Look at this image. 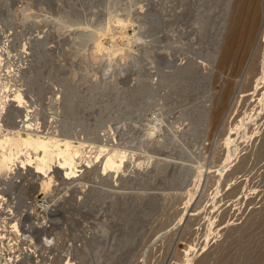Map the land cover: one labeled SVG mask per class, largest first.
<instances>
[{"label":"rangeland","instance_id":"rangeland-1","mask_svg":"<svg viewBox=\"0 0 264 264\" xmlns=\"http://www.w3.org/2000/svg\"><path fill=\"white\" fill-rule=\"evenodd\" d=\"M231 1L0 0V135L15 158L17 131L37 137L34 160L82 148L52 164L49 194L34 160L14 183L0 170V264H264V1L242 68L194 66L232 31ZM117 17L140 42L111 56ZM230 78L223 113L206 114ZM42 197L45 225L25 215L15 231Z\"/></svg>","mask_w":264,"mask_h":264},{"label":"bare ground","instance_id":"bare-ground-1","mask_svg":"<svg viewBox=\"0 0 264 264\" xmlns=\"http://www.w3.org/2000/svg\"><path fill=\"white\" fill-rule=\"evenodd\" d=\"M114 1V0H113ZM264 1V0H232V4H234L235 2H240V6L237 5L238 9L236 8L234 13H233V19L234 22H231V29L229 35H226L227 38H225L224 40H220L218 47L216 48V54L214 55V58L212 60V62H208L206 63H194V66L200 68V72L202 75L207 76L209 78V80L211 79L212 75V68L216 65L221 69H225L228 67H231L232 65H236V67H240L242 68L244 63H245V59L249 56V52L252 48V45L254 43V39L256 36V30L259 26V6L260 3ZM218 2V1H217ZM222 2V1H221ZM226 2V1H225ZM216 3V2H215ZM227 3V2H226ZM235 3V4H237ZM224 4V3H223ZM231 4V7H232ZM217 5V4H216ZM106 7V6H105ZM223 9V8H222ZM224 10V9H223ZM220 11L221 8H220ZM263 15V14H262ZM109 17V16H108ZM118 18V17H117ZM262 18V17H261ZM260 18V20H261ZM113 20V19H112ZM262 22V21H261ZM238 27V31H236V28ZM260 27V26H259ZM128 29H129V25L128 23H124V21L120 20L119 18L116 20V24L114 26V29L111 30L112 33H106L104 35V40L102 43H100L99 48L100 50H109L111 56L114 55L118 50H119V46L120 45H114L116 44L115 41H117L118 39H120L123 43H122V47L120 48H124V52L126 54H128L132 49L133 46L136 42H140V38L138 37V35H134V36H130L128 34ZM107 31V30H106ZM258 33V32H257ZM215 36V35H214ZM244 37V38H243ZM99 38V37H98ZM142 39V38H141ZM241 39V40H240ZM115 40V41H114ZM222 41L224 43H222ZM257 42V40H256ZM106 44V46H105ZM107 44H113L110 47H107ZM205 44V43H204ZM255 45V44H254ZM109 46V45H108ZM185 49V48H184ZM210 49V48H209ZM106 50L104 52H106ZM183 50V49H182ZM119 53V52H118ZM109 55V53H107ZM97 55V54H96ZM100 55V54H99ZM106 55V53H105ZM98 57V56H97ZM104 57V56H103ZM102 57V58H103ZM115 57V56H114ZM105 58V57H104ZM107 59V58H106ZM110 59V58H108ZM113 59V58H112ZM111 59V60H112ZM191 59V58H190ZM115 60V58H114ZM195 62V61H194ZM202 62V61H201ZM184 65V64H183ZM183 65H179L180 67H178V69H182L181 67ZM192 65V64H191ZM200 65V66H199ZM256 64L254 63V61L251 62V67L250 69H254V66ZM184 67V66H183ZM192 67V66H191ZM249 67V65H248ZM247 67V68H248ZM197 68V69H198ZM177 70V69H176ZM206 71V72H205ZM250 71V70H249ZM185 73V72H184ZM179 74V73H178ZM183 77V76H182ZM207 78V79H208ZM203 80V79H202ZM157 81V80H155ZM165 83V82H164ZM210 83V82H209ZM211 85V84H210ZM31 86V85H30ZM141 86V85H140ZM222 88H221V93L219 95L218 98H216V103H215V107L213 106H209L207 105L206 108V114H211L212 111H217L219 113H223L224 110V105H222V102L224 100H226V98L228 99L229 95H231V92L235 89V81L233 78L228 79L227 81H224L222 84ZM211 87V86H210ZM198 88V87H197ZM238 89V88H237ZM142 90V89H141ZM126 91V90H125ZM203 91V90H202ZM239 91V90H238ZM240 92V91H239ZM238 93V92H237ZM236 94V93H235ZM143 96V95H142ZM231 98V96L229 97V99ZM164 100V99H163ZM215 100V99H214ZM212 102V98H210L208 100V103ZM213 104V103H212ZM177 106V105H176ZM206 106V105H204ZM159 109V108H158ZM157 109V110H158ZM178 110V109H177ZM158 112V111H157ZM174 112V111H172ZM166 113V112H165ZM191 113V112H190ZM164 112L161 114H155L154 118L150 121L151 124H153V129L156 131L158 130L160 133H162L164 136V128H165V123H166V119L163 117ZM181 116V115H180ZM174 124V123H172ZM152 127V126H151ZM2 129V128H1ZM116 130V129H115ZM153 130V132H154ZM119 131V128L118 130ZM136 131V130H135ZM13 132V131H12ZM153 132L151 134H153ZM180 132V130H179ZM155 133V132H154ZM150 133H148V135H151ZM178 134V133H177ZM17 135L18 138L21 139L23 141V146L21 148V153L19 152L18 156L15 158L12 154L14 152L13 149H15L14 145H12V141H11V137L8 138L7 134L4 135H0L2 137H0V170H2L1 172L4 173V177L8 180L11 181L12 183L13 180L16 179V175L14 174L15 171L19 168V164H22V159L24 158H28V161H33L35 159V156L37 154H35L36 152V138L35 135H32L28 132H24V131H17ZM155 135V134H153ZM152 135V138H153ZM158 135V134H157ZM37 136V135H36ZM175 137H177V135H174ZM161 137V136H160ZM51 139V138H50ZM59 140V139H58ZM159 141V140H158ZM165 141V140H164ZM130 144V143H129ZM52 145V144H51ZM79 145V144H78ZM100 145V144H99ZM83 146V145H82ZM21 147V145H20ZM19 149V146H18ZM82 148H80L79 146H77V144H75L72 141H63L60 144L56 145L55 147H53V149H50L48 152H43L44 155L42 157H39L40 159H36L34 160L35 165L37 166V170L36 171H40L39 173L42 175H46V178L41 182L42 184V191H46V194H49V188L52 186V183L55 184L54 182V177L52 175L51 172V168H52V164L56 163L55 161H59L61 160L62 162H67L69 163L70 161H72L73 157L75 155L78 154V151ZM118 149V148H116ZM121 149V148H120ZM105 150V149H103ZM45 151V149H44ZM80 152V151H79ZM116 152V150H115ZM159 152V151H158ZM81 153V152H80ZM202 153V152H201ZM16 154V153H15ZM41 154L39 153V156ZM140 155V154H139ZM174 158V157H173ZM125 159V158H124ZM27 162V161H26ZM33 163V164H34ZM141 163V162H140ZM29 164V163H28ZM66 164V163H65ZM70 164V163H69ZM68 164V165H69ZM119 164V163H118ZM194 165V164H193ZM29 166V165H28ZM135 166V165H134ZM58 167V166H57ZM106 167V166H105ZM68 168V167H67ZM141 168V167H140ZM204 168L203 165H199L198 166V171L201 172L202 169ZM39 169V170H38ZM59 169V168H58ZM119 170V169H118ZM4 171V172H3ZM37 172V174H39ZM123 172V171H122ZM196 175V174H195ZM3 176V175H2ZM197 176V175H196ZM36 177V176H35ZM7 181V182H8ZM9 183V182H8ZM40 184V187H41ZM14 185V184H13ZM6 186V185H5ZM11 188V187H10ZM13 188V187H12ZM86 188L87 185H82L81 186V190L82 193H86ZM14 189V188H13ZM11 189V190H13ZM78 192V191H77ZM104 192V191H102ZM106 194V193H105ZM113 194V193H112ZM34 195V194H33ZM79 195V194H78ZM16 197V196H15ZM33 197V196H32ZM1 198V197H0ZM34 198V197H33ZM32 198V199H33ZM90 198V197H89ZM88 198V199H89ZM10 199V198H9ZM30 198V201L33 202L34 207L29 208V210L26 211H21L20 213V218L17 220V222L14 224L15 226V231H19V226L25 222H27V224H29V220H31L33 218L32 221H34V215L37 214V212H39V204L36 202L37 200L33 201ZM80 199V198H79ZM1 200V199H0ZM31 202V203H32ZM48 202V201H47ZM51 202V201H50ZM55 202V201H54ZM2 204V203H1ZM0 204V205H1ZM32 204V205H33ZM3 205V204H2ZM5 205V204H4ZM31 205V204H30ZM55 206V204H54ZM31 207V206H30ZM48 207L50 208V206L48 205ZM6 208V206H5ZM8 208V207H7ZM28 207H26L27 209ZM47 208V209H49ZM43 209V208H42ZM45 209V210H47ZM44 210V212H45ZM50 210V209H49ZM3 211V210H2ZM7 212V211H6ZM19 212V211H17ZM48 212V211H47ZM47 212H45L46 214H48ZM16 214V212H14ZM13 214V213H12ZM14 214V215H15ZM18 214V213H17ZM39 214V213H38ZM25 215L27 217H29L30 219L26 221V219H24ZM42 215V214H41ZM37 216V215H36ZM40 215H38V221L37 222H32V225L34 228H36L37 230L41 229L45 223H46V219L45 218H41L40 219ZM44 217V216H43ZM40 219V220H39ZM67 219V218H66ZM25 220V221H24ZM35 223V224H33ZM31 225V223L29 224ZM31 227V226H30ZM22 228V227H21ZM32 228V227H31ZM27 233V229H25ZM32 229H29L28 232H31ZM23 231V230H22ZM33 232V231H32ZM24 233V234H25ZM31 234V233H30ZM35 235V234H34ZM27 239L29 241L30 244H34V237L33 236H27ZM37 245V244H36ZM38 246V245H37ZM32 248V247H31ZM30 251V250H29ZM38 256V255H37Z\"/></svg>","mask_w":264,"mask_h":264},{"label":"built area","instance_id":"built-area-1","mask_svg":"<svg viewBox=\"0 0 264 264\" xmlns=\"http://www.w3.org/2000/svg\"><path fill=\"white\" fill-rule=\"evenodd\" d=\"M38 204H39V206H40L41 208H43V207H47V205H48L47 199L44 198V197L40 198V199L38 200Z\"/></svg>","mask_w":264,"mask_h":264}]
</instances>
